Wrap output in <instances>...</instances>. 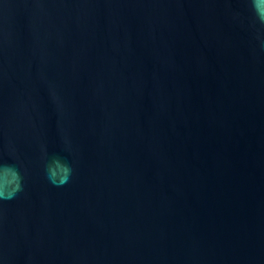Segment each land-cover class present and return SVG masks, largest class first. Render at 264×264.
<instances>
[{
	"label": "water",
	"instance_id": "95a60500",
	"mask_svg": "<svg viewBox=\"0 0 264 264\" xmlns=\"http://www.w3.org/2000/svg\"><path fill=\"white\" fill-rule=\"evenodd\" d=\"M264 0H0V264H264Z\"/></svg>",
	"mask_w": 264,
	"mask_h": 264
},
{
	"label": "clouds",
	"instance_id": "9594fccd",
	"mask_svg": "<svg viewBox=\"0 0 264 264\" xmlns=\"http://www.w3.org/2000/svg\"><path fill=\"white\" fill-rule=\"evenodd\" d=\"M257 20L264 25V10L256 9Z\"/></svg>",
	"mask_w": 264,
	"mask_h": 264
}]
</instances>
